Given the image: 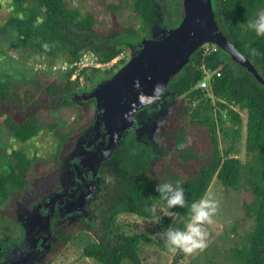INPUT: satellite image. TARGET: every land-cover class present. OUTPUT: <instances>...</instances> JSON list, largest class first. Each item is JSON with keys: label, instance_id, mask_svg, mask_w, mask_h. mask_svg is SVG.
Wrapping results in <instances>:
<instances>
[{"label": "trees", "instance_id": "trees-1", "mask_svg": "<svg viewBox=\"0 0 264 264\" xmlns=\"http://www.w3.org/2000/svg\"><path fill=\"white\" fill-rule=\"evenodd\" d=\"M156 1L101 0L112 18L107 27H99L94 12L83 14L72 8L67 0H13L23 15L10 18L2 30L11 28L16 31L18 36L11 43L16 50H28L52 59L63 55L71 63L82 51L93 50L102 62L108 63L120 56L123 46H133L131 52L135 54L143 38L162 37L160 32L166 21L161 22V7ZM213 6L222 31L264 75V36H257L248 28V22L264 10V0H213ZM125 7L131 8L139 19L140 30L125 26L116 19L115 16ZM191 59V64L171 80L173 99L168 101L166 98L162 114L158 109L146 114L147 127L151 128L152 124L147 118L152 119L154 114L158 117L156 121L163 123L164 128L157 133L159 138L150 132L145 135L147 131L144 130L143 138H137V132H130L112 160H108L111 166L104 172L106 197L101 198L100 207L97 202L94 207L95 214H100L104 231H97L92 222L78 226L60 224L55 227L53 248L71 245L84 235L91 239L84 246L83 257L100 264H123L125 261L142 264L141 246L154 240L145 233L122 232L116 223L119 214H134L152 220L154 209L163 207L167 210L166 201L161 199L156 185L170 182L175 187L179 182L185 192V206L167 211L172 216L190 220L192 202L205 196L216 177L228 190L245 185L252 193L254 200L245 209L254 218L255 227L248 236L249 243L235 250L236 259L238 264H264V86L222 50L217 49L207 56H203L200 50ZM126 61L125 57L121 58L104 74L111 76ZM202 65L216 71L209 89L215 96L214 103L208 91L197 89L205 77ZM100 72L94 69L90 72L91 78L89 71L85 70L83 75L91 83ZM71 76L72 72L68 73L64 81L42 76L30 83L32 87H28L24 96L14 90L9 80L1 79L0 123L18 141L26 143L42 131L41 111L77 106L80 120L72 128L68 146L82 148L94 120V111L89 106L85 111L74 102V94L84 91L79 78L73 81ZM183 96L191 101L199 99L197 108L190 104L187 107L183 100H177ZM242 111L247 112V162L237 157V144L243 131ZM188 126H194L197 131ZM50 129L57 133L60 146L54 153L52 164H43L49 171L60 169V164L64 168L67 158L76 155L66 149L60 157V148L69 135L56 131L55 124L50 125ZM218 131L222 132L224 150H221ZM189 132H194L198 140L190 137V142ZM155 139L158 145L161 141H171L174 150L170 161L168 158L163 164L152 162V149L158 153ZM11 156L14 164L9 166L7 174H0V200L6 199L10 188H24L29 180L31 158L22 150L14 151ZM159 220L168 227L172 217Z\"/></svg>", "mask_w": 264, "mask_h": 264}, {"label": "rangeland", "instance_id": "rangeland-1", "mask_svg": "<svg viewBox=\"0 0 264 264\" xmlns=\"http://www.w3.org/2000/svg\"><path fill=\"white\" fill-rule=\"evenodd\" d=\"M67 2L72 8L80 10L83 14L88 11L94 12L98 19L99 27H107L109 25L112 15L106 12L105 5L101 3V0H67ZM156 2L161 7L160 19L166 21V27L163 26L160 32L164 35L168 29L175 28L180 24L179 21L183 15L181 0H157ZM22 15L23 12L15 5L13 0H0V80H9L13 84L14 90L24 96L27 93L28 87L29 89L32 87L30 83L33 80L46 76L51 79L64 81L70 69L64 68L65 63H68L69 60L63 55L54 59L43 58L39 54L28 50H16L11 47L12 41L18 35L14 29L8 28L6 31L2 29L10 18ZM115 17L125 26H133L136 30L141 29V23L131 8L125 7ZM123 49V52L120 54L121 58L125 57L128 60L133 56H131L133 46H123ZM104 72L105 70H101L96 75L97 79L95 80L97 82L99 78L108 77ZM89 77L92 78L91 73ZM93 82L94 79L91 83H88L86 77H83L80 87L84 91L89 92L94 88ZM212 102L214 103L213 100ZM183 103L189 107L187 101L186 103L184 102V99ZM214 111L216 112V110ZM79 114L80 111L77 106H65L56 111H41L39 121L42 131L36 138L26 143L18 141L0 123V174H7L9 172V166L14 164L11 154L16 150L24 151L32 160L26 188L23 190H13L7 199L0 200V242L8 240L9 243H18L25 239L23 243H26L32 237L30 233H27V230L31 229L30 223L22 225L21 221L13 216L16 213L22 214L16 204L19 203L28 209L33 202L37 203L39 201L37 195H41L43 180L47 181L52 178L56 172V169L51 172L47 170L48 168L43 167V164H47L48 166L52 164L54 153L60 146L58 135L50 129V125L55 124L56 131L68 134V141V138L71 137L73 126L80 120ZM241 115L243 116V131L237 144L239 151L237 157L243 162H247L248 156L245 151L247 112L242 111ZM157 123L159 125L155 127V131L159 132L160 128L163 127V123ZM158 128L159 130H157ZM188 128L190 130L192 128L195 132L197 131L194 126H191V128L188 126ZM142 130L153 132L154 129L153 127L149 128L144 125V127L138 129L137 138L142 137L144 134ZM189 133V141L191 138L198 140L194 132ZM153 134L155 133L153 132ZM222 137V132L218 131L221 150H224L225 143ZM67 141L60 148V157H62L68 148ZM199 142L203 143L202 140ZM157 146L158 152L164 153L166 151L168 157L169 154L173 153L174 149L171 141L169 143L161 141L160 145ZM161 159L167 160V157L161 155ZM170 159L171 156L169 157V161ZM207 193H211L213 199L217 202V211L213 215L211 223L203 225L207 233L206 247L202 250L197 249L191 254H186L179 249L175 252L169 250V246L160 238V233L167 227L159 219L171 216V226L181 230L189 220L179 216H172L163 207L154 209L153 213L155 217L152 220L141 219L134 214H119L116 223L122 232L126 234L145 233L154 240L152 243H144L141 246L140 256L142 264H238L235 250L237 248L242 249L249 243L248 236L255 227L254 218L250 217L245 209L246 205L254 200V197L246 189L245 185L240 186L237 190H228L216 177L211 182ZM27 217L28 214L25 215V218ZM90 218L93 219L92 223L97 231H104L100 219L94 215H91ZM81 219L82 216H79L75 223L77 225L82 224ZM89 236L92 237L91 235ZM90 239L82 235L71 245H63L56 248H53L52 240H50V243L46 244L44 251L40 255L36 254L37 256L31 260L30 264H100L93 259L83 257L84 246ZM13 259L14 256L9 254L7 255L6 262L8 263L9 261L10 263ZM123 264H131V262L125 261Z\"/></svg>", "mask_w": 264, "mask_h": 264}, {"label": "water", "instance_id": "water-1", "mask_svg": "<svg viewBox=\"0 0 264 264\" xmlns=\"http://www.w3.org/2000/svg\"><path fill=\"white\" fill-rule=\"evenodd\" d=\"M183 9L184 15L177 27L168 29L160 38H143L139 51L119 66L111 76L99 78L89 92L74 94L73 100L76 103L93 101L95 104L93 123L86 134L79 161L74 165L81 183L85 185L88 179L83 170L92 173L93 178L90 179L91 183L86 185L87 192H82L76 201L67 206L74 209L70 215L78 213L86 220L89 219V204L95 198V193L100 190L102 164L114 156L130 132L148 125V109L162 110L165 97L170 93L171 80L191 64V58L196 52L208 45L222 50L264 86V75L220 28L213 0H183ZM158 84L163 86L162 93L154 103H148L144 98L150 97ZM147 119L153 123L158 117L154 114L152 119ZM56 201L57 198H54L48 204L53 211ZM53 211L48 216L35 214L29 221L31 229L29 228L27 233L32 235L29 240L34 238L35 226L46 231L45 243L51 240ZM36 241L21 245L22 249L29 246L26 255L21 256L14 249L11 253L14 259L9 264H30L37 256Z\"/></svg>", "mask_w": 264, "mask_h": 264}, {"label": "flooded vegetation", "instance_id": "flooded-vegetation-1", "mask_svg": "<svg viewBox=\"0 0 264 264\" xmlns=\"http://www.w3.org/2000/svg\"><path fill=\"white\" fill-rule=\"evenodd\" d=\"M161 22L164 23L163 20H161ZM164 26L166 27V25H164ZM166 33H167V31H166ZM164 35H162V36H164ZM146 38H153V37H146ZM155 38H160V37H155ZM132 55H134V54H132V52H131V56ZM95 79H97V77L94 78V82H93L94 86L97 83V81ZM169 91H170L169 97H167V96L165 97V100L167 98L168 101L173 99L172 98L173 95H171L173 92L170 89V84H169ZM181 99L183 100L184 98L181 97ZM181 99L177 98V100H181ZM184 102H185V99H184ZM77 105L82 107L85 111L87 110L88 106L91 107L94 111V116H95V104L93 101L77 103ZM150 111L153 112V111H156V109L155 110L148 109L147 113H149ZM162 112H163L162 110H159V113H162ZM157 125H159L157 123V121L153 122L151 124V128L153 127V129H154L153 132L155 133V135L158 133V131L157 132L155 131L156 130L155 127ZM162 128H164V126L161 127L160 130ZM157 130H159V128ZM144 131H146V130H144ZM144 131H143V133H144ZM133 132H137V134L139 133L138 130L133 131ZM140 132H141V130H140ZM153 132H150V134H153ZM160 132L161 131H159V133ZM148 133L149 132L145 133V135H147ZM137 134H136V136H137ZM69 139L67 141L68 144L71 143L69 141ZM154 143H156V145H158V141L156 139H155ZM166 143H169V141H166ZM67 149L72 150V153H75L77 156L75 155V156H73V158H72V156H69L67 158V162H66V165L64 168H61V166L63 164L62 165L60 164V169H56V172L54 173V176L52 178L48 179L47 181L43 180L41 195H39V196L37 195V198L39 200L37 203L33 202L29 206L28 209L25 208L24 206H21V204L17 203L16 205L18 207V210L20 212H22V214H19V213L13 214L14 217L18 218L17 220L21 221L22 225L27 224L35 216V214L36 215L41 214L43 216L50 215L53 210L50 209L51 206H50V208L48 207V204L54 198H57V201L55 202V205H54L53 215L51 217L52 218L51 219V231H50L51 236H52L51 237V240H52L51 243H54V233H55V227L57 225H60V224L68 225V223H69L71 226H75V225H77L75 223V221H77L76 219H78L79 216L80 217L82 216V219H81L82 224H78V225H84V223L93 222L92 221L93 219L90 218L91 215H94L96 218L100 219V214L97 215L94 212V207L96 206L95 202H97V205H99V207H100L101 198L106 197V191L104 190V185L106 182L104 179V177H105L104 172L106 169H108L111 166V164H109L108 162L111 161L112 159L107 161L106 163L102 164V166H101V170H100L101 183L99 185L100 190H98L95 193V198L89 204V208H90V212H91L89 219L86 220L83 215H79L78 213H76L77 215H70V214H72V210H74V209L73 208L71 209L70 207H67V206L69 205L70 202L76 201L82 192L83 193L87 192L88 187L86 185L91 183L90 179H92L93 177H92V173H87L86 170H83L86 173V177L88 178L85 185H84L83 183H81V180L77 178V174L75 173V170H74V165L77 164L79 161V154L82 151L83 146H82V148H80L78 145H75V146L69 145ZM72 155H74V154H72ZM161 155L164 157H167V159L171 156V154H169V157H168L166 154V151L164 153L159 154V152L157 153V151L155 149H152V162L155 164H163L164 162H166V160L161 159ZM57 167H58V165H57ZM53 170H55V169L52 168L51 172ZM26 186L24 188H21V189L10 188L8 191V195H7L6 199L8 198V196L11 194V192L13 190H23L26 188ZM77 188H78V191L75 192V190ZM16 211H17V209H16ZM26 214H28L27 218H25ZM24 218H25V220H24ZM34 228H35L34 238L27 241L26 243H23V241L25 239L23 241H19L18 243H9L8 240L0 242V264H9V261H8V263L6 262V258H7V255H9V254L11 255V253L14 251V249H15V252H18L21 256L26 255L27 251L29 250V246H28V248H23V249H22V246L26 245V244L29 245L34 240H37L36 241V254L40 255V253L44 251V248L47 244V243H45V238L47 237L46 231L42 230V228H39L38 226H35ZM25 238H26V230H25ZM44 243H45V245H43ZM49 243H50V241H49Z\"/></svg>", "mask_w": 264, "mask_h": 264}, {"label": "clouds", "instance_id": "clouds-1", "mask_svg": "<svg viewBox=\"0 0 264 264\" xmlns=\"http://www.w3.org/2000/svg\"><path fill=\"white\" fill-rule=\"evenodd\" d=\"M248 28L253 30L257 36H264V10L259 11L256 17L248 22ZM162 90L163 86L158 84L154 87L152 95L144 99L148 103H154ZM141 102L143 103L144 100L142 99ZM156 191L160 194L161 199L166 201L168 211L176 206H185V192L179 182L176 183L175 187L170 182L157 184ZM216 211L217 202L213 199L211 193H206L198 201L192 202L191 218L182 230L169 225L160 233V238L169 246V250L172 252L179 249L186 254H191L197 249L202 250L206 247L207 236L203 225L211 223Z\"/></svg>", "mask_w": 264, "mask_h": 264}, {"label": "built area", "instance_id": "built-area-1", "mask_svg": "<svg viewBox=\"0 0 264 264\" xmlns=\"http://www.w3.org/2000/svg\"><path fill=\"white\" fill-rule=\"evenodd\" d=\"M216 50L215 47L208 45L203 48V56H207L210 53L214 52ZM121 59V56H118L111 60L108 63H104L101 61L99 54L96 51L93 50H84L80 53L79 57L74 62H66L64 68L70 69L68 73L72 72L71 80H76L79 78L80 82L83 81V71L87 70L89 72H92L94 69L98 70H106L107 68H111L113 65L117 64L119 60ZM56 68V67H55ZM202 70L205 73L204 79L198 84L197 89H201L204 91H208V95L212 98L213 101H215V96L212 92L209 91L210 89V82L212 79V76L216 71H211L210 69H207L204 65L201 66ZM209 97V98H210ZM184 98V96H183ZM188 105L190 104L193 108H197V105L199 103V99L197 100H190V98H184ZM191 101V102H190ZM189 105V106H190Z\"/></svg>", "mask_w": 264, "mask_h": 264}]
</instances>
